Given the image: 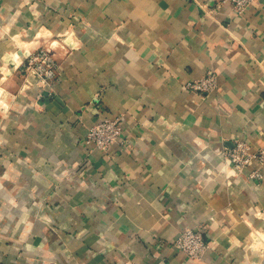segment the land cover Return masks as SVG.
Returning <instances> with one entry per match:
<instances>
[{
  "label": "crops",
  "instance_id": "1",
  "mask_svg": "<svg viewBox=\"0 0 264 264\" xmlns=\"http://www.w3.org/2000/svg\"><path fill=\"white\" fill-rule=\"evenodd\" d=\"M42 48L57 78L29 88ZM115 115L125 147H87ZM238 142L264 148V0H0V264H264V165L233 171Z\"/></svg>",
  "mask_w": 264,
  "mask_h": 264
},
{
  "label": "built area",
  "instance_id": "2",
  "mask_svg": "<svg viewBox=\"0 0 264 264\" xmlns=\"http://www.w3.org/2000/svg\"><path fill=\"white\" fill-rule=\"evenodd\" d=\"M254 0H212L213 10L218 11L230 6L237 15H243ZM22 67L25 72V83L32 86H48L57 78V61L55 55L49 50L42 48L34 53L28 54ZM216 78L213 74H207L197 82L187 84V89L202 93H209L216 87ZM125 128L121 115L113 118H102L98 120L86 133L84 144L87 147L109 152L114 147H125ZM231 169L237 173L243 170L252 162L264 165V148L251 153L249 147L243 143H236L235 147L227 155ZM250 177H260L257 171L251 173ZM204 231L201 229L184 230L174 242V248L191 261H200L207 251V243L204 239Z\"/></svg>",
  "mask_w": 264,
  "mask_h": 264
},
{
  "label": "rangeland",
  "instance_id": "3",
  "mask_svg": "<svg viewBox=\"0 0 264 264\" xmlns=\"http://www.w3.org/2000/svg\"><path fill=\"white\" fill-rule=\"evenodd\" d=\"M24 83L23 84H26L25 83V77H24V81H23ZM29 88H31V87H37V86H32V85H30V86H28Z\"/></svg>",
  "mask_w": 264,
  "mask_h": 264
}]
</instances>
